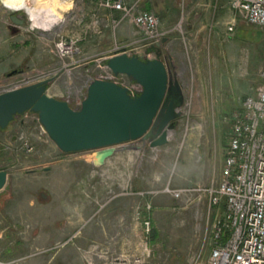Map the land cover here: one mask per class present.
<instances>
[{"label": "rangeland", "instance_id": "rangeland-1", "mask_svg": "<svg viewBox=\"0 0 264 264\" xmlns=\"http://www.w3.org/2000/svg\"><path fill=\"white\" fill-rule=\"evenodd\" d=\"M59 1L66 6H55L61 20L49 29L34 26L26 12L24 24L14 22V10L0 3V93L53 78L48 93L78 104L89 82L108 73V56H156L132 17L106 0ZM144 1L124 0L147 9ZM29 2L41 19L54 7ZM186 3L166 0L159 7L168 12L154 10L168 38L158 46L177 64L185 94L168 143L118 145L97 167L93 150L61 151L36 113L0 128V168L9 172L0 190V264H207L222 207L210 208L201 188L219 181L232 120L264 82V27L249 23L230 0L201 27L188 19ZM61 41L75 51L63 54ZM167 186L191 190L175 196Z\"/></svg>", "mask_w": 264, "mask_h": 264}, {"label": "water", "instance_id": "water-1", "mask_svg": "<svg viewBox=\"0 0 264 264\" xmlns=\"http://www.w3.org/2000/svg\"><path fill=\"white\" fill-rule=\"evenodd\" d=\"M25 12L28 13L14 10L11 19L16 23L24 22L21 15ZM150 51H155L156 56L124 51L104 61L114 75L125 74L142 86L135 93L128 85L108 76L92 79L78 104L48 93L53 78L1 92L0 128H6L27 111L36 113L61 151L93 150L91 161L97 167L105 164L118 145L139 140L148 142L146 149H149L168 143L169 132L181 114L185 94L173 57H165L160 46L148 48L147 52ZM8 180V170L0 168V190Z\"/></svg>", "mask_w": 264, "mask_h": 264}, {"label": "built area", "instance_id": "built-area-1", "mask_svg": "<svg viewBox=\"0 0 264 264\" xmlns=\"http://www.w3.org/2000/svg\"><path fill=\"white\" fill-rule=\"evenodd\" d=\"M230 3L249 23L264 27V0H230ZM105 5L130 15L147 34L149 45L158 46L164 40V32L159 30L160 18L154 11L139 8L136 3L128 7L124 0H106ZM233 29L234 24H229L228 30ZM71 44L61 41L59 50L63 54L75 51ZM119 75L109 70L104 76L128 85L134 93L142 88L128 76L127 83L119 80ZM166 190L180 196L191 188L167 186ZM201 191L206 194L210 208L222 207L212 224L207 264H264V82L256 95L245 97L232 120L219 181ZM146 209L150 211V202ZM142 223L149 234L150 212Z\"/></svg>", "mask_w": 264, "mask_h": 264}, {"label": "crops", "instance_id": "crops-1", "mask_svg": "<svg viewBox=\"0 0 264 264\" xmlns=\"http://www.w3.org/2000/svg\"><path fill=\"white\" fill-rule=\"evenodd\" d=\"M143 3L146 5V8L148 10H151V11L156 10L158 13L160 12L162 14L164 12H168V10H166L165 8H162L161 10V8L159 7V5L164 6V4H166V0H145ZM220 4H221L220 0H187L186 5L188 8L187 9L188 19L191 22H195V23H198V21H200V24H202L201 27H205L207 22L209 24V21L211 22L213 21L216 15V12L220 7L225 8V6L229 4V0H223L221 6ZM200 16H203V18L201 19ZM188 26L190 28H193L192 23H190ZM167 42H168V38L166 37L164 38L162 44L166 45ZM176 68H178L177 64H176Z\"/></svg>", "mask_w": 264, "mask_h": 264}, {"label": "bare ground", "instance_id": "bare-ground-1", "mask_svg": "<svg viewBox=\"0 0 264 264\" xmlns=\"http://www.w3.org/2000/svg\"><path fill=\"white\" fill-rule=\"evenodd\" d=\"M39 2L41 1L42 3H48L49 5H54L48 7V17L46 19H41L39 17L38 9L37 6L31 4L29 0H6L4 4L14 10H27V12L30 15V18L33 22L34 26L43 28V29H49L56 23L60 22L61 16L59 14V11L56 10L55 6L57 4H62L59 0H38ZM58 2V3H57ZM68 4V3H67ZM59 6V5H58ZM65 7L66 5H63ZM58 9V8H57Z\"/></svg>", "mask_w": 264, "mask_h": 264}, {"label": "flooded vegetation", "instance_id": "flooded-vegetation-1", "mask_svg": "<svg viewBox=\"0 0 264 264\" xmlns=\"http://www.w3.org/2000/svg\"><path fill=\"white\" fill-rule=\"evenodd\" d=\"M21 18L24 19V16L21 15ZM24 20H25V19H24ZM24 23H25V21H24V22H20L19 24H24Z\"/></svg>", "mask_w": 264, "mask_h": 264}, {"label": "clouds", "instance_id": "clouds-1", "mask_svg": "<svg viewBox=\"0 0 264 264\" xmlns=\"http://www.w3.org/2000/svg\"><path fill=\"white\" fill-rule=\"evenodd\" d=\"M4 2H6V0H0V3H4Z\"/></svg>", "mask_w": 264, "mask_h": 264}]
</instances>
